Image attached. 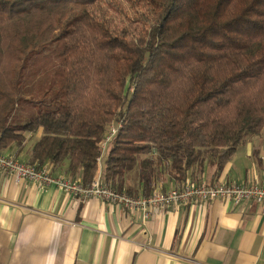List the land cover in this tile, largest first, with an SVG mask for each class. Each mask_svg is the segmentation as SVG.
I'll list each match as a JSON object with an SVG mask.
<instances>
[{
  "label": "trees",
  "instance_id": "16d2710c",
  "mask_svg": "<svg viewBox=\"0 0 264 264\" xmlns=\"http://www.w3.org/2000/svg\"><path fill=\"white\" fill-rule=\"evenodd\" d=\"M263 131L264 0H0V150L149 195Z\"/></svg>",
  "mask_w": 264,
  "mask_h": 264
},
{
  "label": "crops",
  "instance_id": "0c3cea01",
  "mask_svg": "<svg viewBox=\"0 0 264 264\" xmlns=\"http://www.w3.org/2000/svg\"><path fill=\"white\" fill-rule=\"evenodd\" d=\"M26 137L0 152L29 162L33 140L30 133ZM66 168L65 163L52 169L70 178ZM74 177L82 181L81 174ZM153 177L163 189L178 184L160 165ZM187 178L264 184V131L248 138L218 175L205 163L202 173L191 171ZM124 185L132 195L147 192L137 170L126 175ZM0 264H264V203L190 200L144 217L53 184L17 181L0 170Z\"/></svg>",
  "mask_w": 264,
  "mask_h": 264
},
{
  "label": "built area",
  "instance_id": "2783aa9c",
  "mask_svg": "<svg viewBox=\"0 0 264 264\" xmlns=\"http://www.w3.org/2000/svg\"><path fill=\"white\" fill-rule=\"evenodd\" d=\"M117 130V126L111 125L100 143L102 156L107 152ZM101 162L102 158L99 161L97 174L86 185L79 179L54 174L51 164L36 166L14 155L0 152V170H7L14 175L17 181L26 178L44 185L53 184L71 194L79 195L83 199L98 197L120 205L125 209L141 211L144 217H149L151 210L154 208L166 207L190 200L212 201L217 198H231L236 203L244 200H255L258 203H264L263 183L236 181L207 183L195 181L191 178H187L171 189H163L161 185H157L149 195H131L127 191L112 187L102 179Z\"/></svg>",
  "mask_w": 264,
  "mask_h": 264
}]
</instances>
